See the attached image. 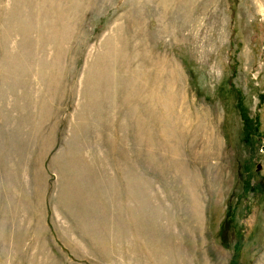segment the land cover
<instances>
[{
  "label": "rangeland",
  "instance_id": "1",
  "mask_svg": "<svg viewBox=\"0 0 264 264\" xmlns=\"http://www.w3.org/2000/svg\"><path fill=\"white\" fill-rule=\"evenodd\" d=\"M43 164L90 261L264 264V0H0V264Z\"/></svg>",
  "mask_w": 264,
  "mask_h": 264
},
{
  "label": "crops",
  "instance_id": "2",
  "mask_svg": "<svg viewBox=\"0 0 264 264\" xmlns=\"http://www.w3.org/2000/svg\"><path fill=\"white\" fill-rule=\"evenodd\" d=\"M48 171V166L43 164L46 177V193L43 196L31 194L30 191L29 195H3V264H103L77 255L79 252L67 241L73 239L68 236L76 233V228L81 224L94 226L90 218L104 216L103 211L100 215L96 211L92 217L85 216L76 205H72L76 204L73 196H65L70 201L63 200L62 196L57 201L58 206L49 196L52 188ZM39 203L40 207L35 205ZM127 225L125 228L129 237L134 238L135 228L130 226V222ZM119 229L113 226V232L109 230V234H113V245L120 234ZM115 249L116 246H113V254L117 251ZM133 255L135 251L131 254V260ZM119 259L118 252L111 263L122 264Z\"/></svg>",
  "mask_w": 264,
  "mask_h": 264
}]
</instances>
